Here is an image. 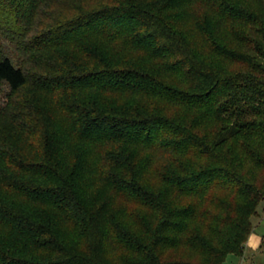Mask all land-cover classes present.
Listing matches in <instances>:
<instances>
[{
	"label": "trees",
	"instance_id": "1",
	"mask_svg": "<svg viewBox=\"0 0 264 264\" xmlns=\"http://www.w3.org/2000/svg\"><path fill=\"white\" fill-rule=\"evenodd\" d=\"M262 199L264 0H0V264H222Z\"/></svg>",
	"mask_w": 264,
	"mask_h": 264
},
{
	"label": "rangeland",
	"instance_id": "2",
	"mask_svg": "<svg viewBox=\"0 0 264 264\" xmlns=\"http://www.w3.org/2000/svg\"><path fill=\"white\" fill-rule=\"evenodd\" d=\"M261 201L257 209V215L251 218L252 230L250 236L252 238L249 236L248 240L251 239L252 243L248 244L247 240L241 255L229 254L222 264H264V199ZM255 235L256 237H253Z\"/></svg>",
	"mask_w": 264,
	"mask_h": 264
},
{
	"label": "crops",
	"instance_id": "3",
	"mask_svg": "<svg viewBox=\"0 0 264 264\" xmlns=\"http://www.w3.org/2000/svg\"><path fill=\"white\" fill-rule=\"evenodd\" d=\"M253 237H256V235L253 236ZM250 238H252V236H250ZM255 239H256V238H255ZM250 243H252V240H251V239L248 240V244H250Z\"/></svg>",
	"mask_w": 264,
	"mask_h": 264
}]
</instances>
